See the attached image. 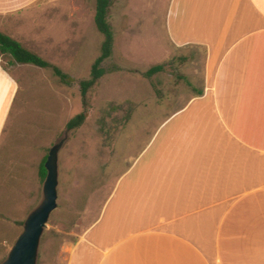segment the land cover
<instances>
[{
  "label": "crops",
  "instance_id": "0c3cea01",
  "mask_svg": "<svg viewBox=\"0 0 264 264\" xmlns=\"http://www.w3.org/2000/svg\"><path fill=\"white\" fill-rule=\"evenodd\" d=\"M55 1L0 0V31L29 48L34 12ZM166 29L203 49L204 86L162 122L187 119L149 172L120 176L67 264H264V0H171ZM1 57L0 143L19 90Z\"/></svg>",
  "mask_w": 264,
  "mask_h": 264
},
{
  "label": "rangeland",
  "instance_id": "374dc122",
  "mask_svg": "<svg viewBox=\"0 0 264 264\" xmlns=\"http://www.w3.org/2000/svg\"><path fill=\"white\" fill-rule=\"evenodd\" d=\"M170 3L113 0L112 53L102 62L105 73L87 92L86 105L79 84L89 77L103 41L93 20L95 0H56L29 22L26 44L67 73L71 83L51 68L10 65L1 57L19 90L0 143V262L42 200L40 164L54 143L67 137L58 152L56 208L41 235L36 264H67L72 246L98 218L120 176L149 172L157 152L171 143L167 131L187 123L180 116L162 124L203 88L204 51L171 42ZM155 64L163 69L146 76ZM83 110L84 122L68 129V120Z\"/></svg>",
  "mask_w": 264,
  "mask_h": 264
},
{
  "label": "trees",
  "instance_id": "16d2710c",
  "mask_svg": "<svg viewBox=\"0 0 264 264\" xmlns=\"http://www.w3.org/2000/svg\"><path fill=\"white\" fill-rule=\"evenodd\" d=\"M113 0H95L94 7V24L97 30L103 35V41L101 44L100 54L93 61L89 77L80 81V93L82 97V102L86 105V96L89 89L94 86L97 81L105 73L102 67V62L107 59L112 53V47L114 43V34L112 27L108 21V15L110 6ZM0 54L8 58V63L10 65L14 64H32L40 68H51L54 74L59 77L63 83H71L70 77L67 73L63 72L58 66L52 64L48 60L44 59L37 52L31 50L25 45L21 44L15 38L10 35L0 31ZM163 69L162 64H155L150 67L146 72V76H151L157 71ZM86 118V111L83 110L73 116L66 123L68 129H73L79 127ZM46 157L40 164L41 177L45 178L46 169L44 167V162Z\"/></svg>",
  "mask_w": 264,
  "mask_h": 264
},
{
  "label": "water",
  "instance_id": "95a60500",
  "mask_svg": "<svg viewBox=\"0 0 264 264\" xmlns=\"http://www.w3.org/2000/svg\"><path fill=\"white\" fill-rule=\"evenodd\" d=\"M66 138H61L50 147L44 162L46 176L42 187V200L27 215L22 231L0 264H36L41 235L51 212L56 208L58 152Z\"/></svg>",
  "mask_w": 264,
  "mask_h": 264
}]
</instances>
